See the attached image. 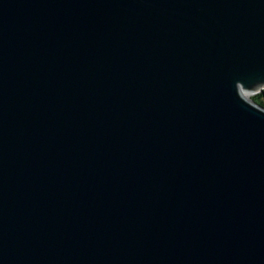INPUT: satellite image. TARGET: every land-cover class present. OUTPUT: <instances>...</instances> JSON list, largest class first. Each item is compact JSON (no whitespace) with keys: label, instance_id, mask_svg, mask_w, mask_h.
<instances>
[{"label":"water","instance_id":"1","mask_svg":"<svg viewBox=\"0 0 264 264\" xmlns=\"http://www.w3.org/2000/svg\"><path fill=\"white\" fill-rule=\"evenodd\" d=\"M264 0H0V264H264Z\"/></svg>","mask_w":264,"mask_h":264},{"label":"trees","instance_id":"2","mask_svg":"<svg viewBox=\"0 0 264 264\" xmlns=\"http://www.w3.org/2000/svg\"><path fill=\"white\" fill-rule=\"evenodd\" d=\"M252 98H253L256 102H258V103L264 105V88L261 89V90H259V91L256 92V93H254V94L252 95Z\"/></svg>","mask_w":264,"mask_h":264},{"label":"rangeland","instance_id":"3","mask_svg":"<svg viewBox=\"0 0 264 264\" xmlns=\"http://www.w3.org/2000/svg\"><path fill=\"white\" fill-rule=\"evenodd\" d=\"M256 92H258V91H256ZM256 92L248 93V95L252 97V95H253L254 93H256Z\"/></svg>","mask_w":264,"mask_h":264}]
</instances>
